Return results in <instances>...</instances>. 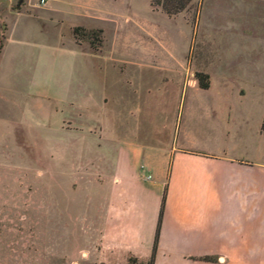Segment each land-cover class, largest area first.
<instances>
[{"label": "crops", "instance_id": "1", "mask_svg": "<svg viewBox=\"0 0 264 264\" xmlns=\"http://www.w3.org/2000/svg\"><path fill=\"white\" fill-rule=\"evenodd\" d=\"M152 1L48 0L40 5L24 0L17 9V0H8L6 9L13 15L42 16L62 27L59 46L46 45L39 64V93L61 107L55 109L59 117L50 107L48 120H28L25 128L48 139L49 163L59 153L60 161L70 163L75 154L74 163L92 164L93 155L105 149L100 155L110 169L105 214L110 264H146L155 242L153 264H264V0H191L172 15ZM75 26L102 29L101 48L77 43ZM110 26H134L151 39L171 31L184 36L187 66L193 39L198 48L227 59L234 75L222 83L226 97L208 106V137L195 139L181 119L171 131L162 101L154 103V116L145 107L141 121V107L133 110L118 82L110 84V66L60 67L53 83L52 52L78 54L86 46L88 57L96 58L103 54ZM20 41L8 23L0 72L20 73L28 50L10 49ZM3 123L2 138L14 135L17 124ZM53 139L60 146L53 147Z\"/></svg>", "mask_w": 264, "mask_h": 264}, {"label": "rangeland", "instance_id": "2", "mask_svg": "<svg viewBox=\"0 0 264 264\" xmlns=\"http://www.w3.org/2000/svg\"><path fill=\"white\" fill-rule=\"evenodd\" d=\"M20 1L24 0H17V5ZM7 2L0 0V44L5 42L10 23L13 36L22 40L10 49L18 47L29 54L19 74L7 68L0 72V264H110V218L105 217L110 169L100 155L105 149L93 155L92 164L74 163L75 154L66 163L60 161L59 153H53L56 160L49 163L44 152L48 139L30 135L25 128L29 121L48 120L50 107L51 115L59 117L55 109L60 106L40 94L39 64L46 45L59 46L57 32L62 27L49 25L42 16H15L6 9ZM106 28L105 48L96 58L88 57L86 46L78 54L52 52L53 83L60 67L110 66V84L118 82L133 110L141 107V121L145 107L154 116V103L162 101V117L170 129L181 119V127L188 126L195 139L208 137L212 127L208 106L226 97L222 83L234 75L227 59L203 46L198 48V40L193 39L187 66L188 45L182 35L171 31L151 39L134 26ZM67 40L70 43L64 37ZM76 41L90 44L86 36ZM195 71L209 74L211 89L198 86ZM3 122L17 124L14 135L2 138ZM152 124L158 123L154 120ZM52 145L60 146L59 139H53ZM129 264L142 263L131 260Z\"/></svg>", "mask_w": 264, "mask_h": 264}, {"label": "trees", "instance_id": "3", "mask_svg": "<svg viewBox=\"0 0 264 264\" xmlns=\"http://www.w3.org/2000/svg\"><path fill=\"white\" fill-rule=\"evenodd\" d=\"M190 1L191 0H153L152 4L160 5L166 13L172 15V14H176L184 10L188 6ZM21 4H22V1L18 3L17 9H20ZM197 11H198V7L196 9V12L194 14L193 21H192L194 27H195L196 19H197ZM72 32L76 39H79L85 36L88 37L90 45L95 50H98L102 44V29H86L83 26H75L73 27ZM3 45L4 43L0 44V52L2 51ZM194 77L196 78L198 82V86L200 88L206 89L209 87V75L207 73H204L202 71H195ZM163 204H164V198L162 200L160 216L163 210ZM155 249H156V242L154 243V246L152 249V255H151V258L148 264H153Z\"/></svg>", "mask_w": 264, "mask_h": 264}, {"label": "built area", "instance_id": "4", "mask_svg": "<svg viewBox=\"0 0 264 264\" xmlns=\"http://www.w3.org/2000/svg\"><path fill=\"white\" fill-rule=\"evenodd\" d=\"M48 3V0H39L40 5H46Z\"/></svg>", "mask_w": 264, "mask_h": 264}]
</instances>
